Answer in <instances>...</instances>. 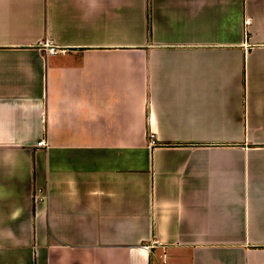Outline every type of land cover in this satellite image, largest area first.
Here are the masks:
<instances>
[{
    "label": "crops",
    "instance_id": "1",
    "mask_svg": "<svg viewBox=\"0 0 264 264\" xmlns=\"http://www.w3.org/2000/svg\"><path fill=\"white\" fill-rule=\"evenodd\" d=\"M0 264H264V0H0Z\"/></svg>",
    "mask_w": 264,
    "mask_h": 264
},
{
    "label": "built area",
    "instance_id": "2",
    "mask_svg": "<svg viewBox=\"0 0 264 264\" xmlns=\"http://www.w3.org/2000/svg\"><path fill=\"white\" fill-rule=\"evenodd\" d=\"M44 48L46 50V53L50 54V55H53V54L57 53V51H58L57 48L55 46H53L50 42H45ZM152 143H154V142L152 141ZM37 146L45 147L46 144L44 141H41V142L37 143ZM40 199L38 198V200H40ZM146 249H149V247H146Z\"/></svg>",
    "mask_w": 264,
    "mask_h": 264
}]
</instances>
